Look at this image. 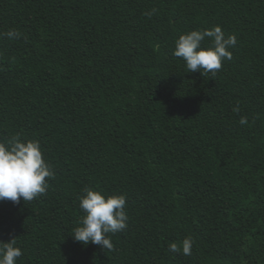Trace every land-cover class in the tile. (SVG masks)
<instances>
[{"label":"trees","instance_id":"1","mask_svg":"<svg viewBox=\"0 0 264 264\" xmlns=\"http://www.w3.org/2000/svg\"><path fill=\"white\" fill-rule=\"evenodd\" d=\"M216 25L232 59L189 72L175 41ZM17 134L54 174L0 201L17 264H264V0H0V142ZM85 188L126 197L111 250L71 236Z\"/></svg>","mask_w":264,"mask_h":264},{"label":"clouds","instance_id":"2","mask_svg":"<svg viewBox=\"0 0 264 264\" xmlns=\"http://www.w3.org/2000/svg\"><path fill=\"white\" fill-rule=\"evenodd\" d=\"M146 15L150 17L152 13ZM7 36L18 38L20 33L10 30ZM206 38L211 41L209 47L203 46ZM236 45L237 37L234 34L226 36L222 28L216 25L211 29L181 34L175 41L173 55L185 61L189 72H210L215 75L221 69L222 61L232 59L231 49ZM234 111H239L238 107ZM246 122L244 118L240 121L241 124ZM53 175L39 141L22 139L17 134L8 142H0V201H32L46 193L48 179ZM79 206L86 215L80 226L73 230V239L83 245L92 243L102 249H113L109 234H116L127 227L126 197L122 194L106 195L102 191L85 188ZM192 246L193 241L189 237L182 241V247L177 242H170L168 250L190 255ZM22 255L23 250L17 246L15 238L8 242L0 241V264H17Z\"/></svg>","mask_w":264,"mask_h":264}]
</instances>
